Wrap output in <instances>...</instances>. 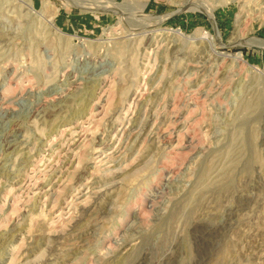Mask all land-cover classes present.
Listing matches in <instances>:
<instances>
[{"label":"rangeland","instance_id":"1","mask_svg":"<svg viewBox=\"0 0 264 264\" xmlns=\"http://www.w3.org/2000/svg\"><path fill=\"white\" fill-rule=\"evenodd\" d=\"M112 1L0 0V264H264V0Z\"/></svg>","mask_w":264,"mask_h":264},{"label":"bare ground","instance_id":"2","mask_svg":"<svg viewBox=\"0 0 264 264\" xmlns=\"http://www.w3.org/2000/svg\"><path fill=\"white\" fill-rule=\"evenodd\" d=\"M93 1H95V0H93ZM97 1H99L100 3H102V4H100V5H102V8H103V10H115L116 12L117 11H119V10H121L123 7H122V5H120V4H116V3H114L112 0H97ZM23 4H24V6L26 7V9L27 10H30L31 11V9H29V6H28V3L26 4V3H24L23 2ZM77 4V3H76ZM91 4V3H90ZM183 4H184V6L186 7V8H189V7H195V5H197V3L196 2H194V0H184L183 1ZM88 5V4H87ZM79 6V5H78ZM144 7H145V4H142L139 8H138V11H137V15H138V17H139V19L143 22H141L142 24H140L139 26H138V28H136V29H134L133 31H131L132 33H130L131 35H132V37L130 38V41H131V39H134V38H136V37H142V38H144V37H146L147 36V33L148 32H150L153 28H154V26L156 27L157 25H159L161 22H162V20H163V17H157V18H155V17H153V18H145V17H143V13H144ZM86 8V7H85ZM198 9H201L203 12H205L210 18H211V15H210V11H208V9H206V8H202V7H200V6H198ZM92 10V9H91ZM147 17V16H146ZM46 23L49 25V27L51 28L52 27V24H51V22H50V19L49 20H47L46 21ZM153 26V27H152ZM54 30L58 33V31L54 28ZM150 34V33H149ZM200 36H201V34H199ZM171 38L173 37V38H182V35L179 33V32H177V31H173V32H171ZM149 37V36H148ZM195 38H196V35H193L192 37H190V41L192 40V41H195ZM200 38V37H199ZM183 39V38H182ZM197 39V38H196ZM203 41L205 40L209 45H212L213 43L211 42V41H215V40H217L218 41V35H215V36H209V37H207V34H203V38H201ZM129 40V39H128ZM139 40V39H138ZM189 40V39H188ZM207 45V44H206ZM214 45V44H213ZM242 46H252V47H256V48H259V49H261V50H264V41H262V40H258V39H254V38H251V39H249V41L248 42H246V43H244V44H242ZM210 47V46H209ZM212 48L213 47H211V50H212ZM225 59V58H224ZM232 59V58H231ZM225 60H227V58L225 59ZM224 60V61H225ZM233 63L235 64V66H234V64H233V66L234 67H244V62H243V60L240 58V57H238V56H236L235 58H233ZM257 77V76H256ZM264 128V127H263ZM18 135V134H17ZM161 140V139H160ZM200 224V223H199ZM203 225V224H202ZM195 226V225H194ZM193 226V227H194ZM200 227V228H199ZM195 231L197 232V234H199V235H197V236H195V241L196 242H200V241H202L204 238H206V237H210V235H211V230H208V229H206L204 226H201V224H200V226H197L196 228H195ZM195 234V233H194ZM193 234V235H194ZM167 258H168V256H167ZM144 262H145V258L143 257V258H139L138 260H135L134 262H133V264H144ZM165 262H166V260H165ZM169 261H167L166 263H164V264H169L168 263ZM160 264H162V263H160Z\"/></svg>","mask_w":264,"mask_h":264}]
</instances>
